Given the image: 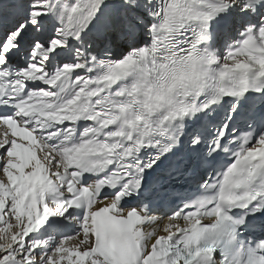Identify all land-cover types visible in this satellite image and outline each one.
<instances>
[{
  "label": "snow or ice",
  "instance_id": "snow-or-ice-1",
  "mask_svg": "<svg viewBox=\"0 0 264 264\" xmlns=\"http://www.w3.org/2000/svg\"><path fill=\"white\" fill-rule=\"evenodd\" d=\"M0 264H264V0H0Z\"/></svg>",
  "mask_w": 264,
  "mask_h": 264
}]
</instances>
